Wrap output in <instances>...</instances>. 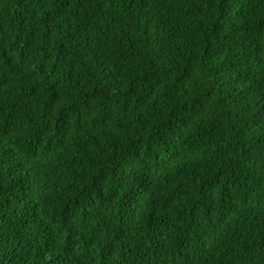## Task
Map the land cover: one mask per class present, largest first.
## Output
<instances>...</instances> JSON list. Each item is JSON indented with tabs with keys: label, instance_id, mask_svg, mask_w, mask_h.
Wrapping results in <instances>:
<instances>
[{
	"label": "trees",
	"instance_id": "1",
	"mask_svg": "<svg viewBox=\"0 0 264 264\" xmlns=\"http://www.w3.org/2000/svg\"><path fill=\"white\" fill-rule=\"evenodd\" d=\"M0 264H264V0H0Z\"/></svg>",
	"mask_w": 264,
	"mask_h": 264
}]
</instances>
